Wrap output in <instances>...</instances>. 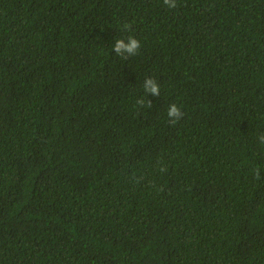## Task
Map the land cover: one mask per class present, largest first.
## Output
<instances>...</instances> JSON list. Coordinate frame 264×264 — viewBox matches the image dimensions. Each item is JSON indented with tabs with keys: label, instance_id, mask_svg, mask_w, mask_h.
<instances>
[{
	"label": "trees",
	"instance_id": "trees-1",
	"mask_svg": "<svg viewBox=\"0 0 264 264\" xmlns=\"http://www.w3.org/2000/svg\"><path fill=\"white\" fill-rule=\"evenodd\" d=\"M176 5L0 0V264H264V0Z\"/></svg>",
	"mask_w": 264,
	"mask_h": 264
},
{
	"label": "clouds",
	"instance_id": "clouds-1",
	"mask_svg": "<svg viewBox=\"0 0 264 264\" xmlns=\"http://www.w3.org/2000/svg\"><path fill=\"white\" fill-rule=\"evenodd\" d=\"M163 3L169 8H175L176 0H163ZM125 27H129L125 25ZM141 48L140 41L134 36H128L127 40L123 38H116L113 44V51L116 56L127 58L128 56L136 55ZM144 92L147 94H151L152 96L159 97L160 96V86L158 82L152 77H146L143 82ZM140 105L145 103L144 99H140L137 101ZM148 106L151 107L152 102L150 100L147 101ZM184 113L181 108L176 104L172 103L168 106L167 116L171 123L175 124L183 117ZM258 142L260 144H264V132L260 133L258 136ZM259 169L256 170V175L259 176Z\"/></svg>",
	"mask_w": 264,
	"mask_h": 264
}]
</instances>
